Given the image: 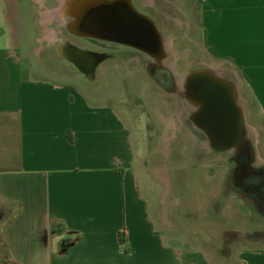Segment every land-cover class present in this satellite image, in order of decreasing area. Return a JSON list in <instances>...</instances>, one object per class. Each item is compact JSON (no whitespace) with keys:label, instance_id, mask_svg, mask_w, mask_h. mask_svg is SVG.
Instances as JSON below:
<instances>
[{"label":"crops","instance_id":"0c3cea01","mask_svg":"<svg viewBox=\"0 0 264 264\" xmlns=\"http://www.w3.org/2000/svg\"><path fill=\"white\" fill-rule=\"evenodd\" d=\"M48 1L0 0V264H220L198 242L162 236L116 108L63 80L59 59L39 58L44 48L31 53L33 65L15 42L28 38L29 23L41 25L37 40L53 41L46 24L80 36L70 25L89 0H55L50 9ZM32 6L41 12L35 19ZM136 8L155 24L186 26L206 67L230 73L264 121V0H136ZM66 48L97 59L66 45L61 55L81 71ZM255 207L245 230L262 234ZM242 246L238 263L264 264V240Z\"/></svg>","mask_w":264,"mask_h":264},{"label":"rangeland","instance_id":"374dc122","mask_svg":"<svg viewBox=\"0 0 264 264\" xmlns=\"http://www.w3.org/2000/svg\"><path fill=\"white\" fill-rule=\"evenodd\" d=\"M130 1L135 10L144 11L136 8V0ZM55 4L49 0L45 6L50 9ZM40 13L38 7H29L30 19ZM26 26L28 38L15 42L28 53L30 64L37 65L31 53L44 48L39 56L42 62L59 59L54 67L63 80L73 79L78 87L84 86L82 90L92 92L95 101L107 100L123 118L133 168L162 236L198 242L220 264H240L236 260L240 246L246 240H264V233L245 230L256 222L246 215L254 205L262 212L264 224V121L240 88L234 100L243 128L236 143L213 145L195 125L193 104L184 98L181 82L207 65L194 35L184 37L186 26L178 29L163 19L156 23L165 51L162 65L128 46L76 36L64 26L46 24L56 31L52 42L35 39L41 25ZM65 44L96 56L91 76L61 55ZM214 72L230 84L229 79L236 83L230 73Z\"/></svg>","mask_w":264,"mask_h":264},{"label":"water","instance_id":"95a60500","mask_svg":"<svg viewBox=\"0 0 264 264\" xmlns=\"http://www.w3.org/2000/svg\"><path fill=\"white\" fill-rule=\"evenodd\" d=\"M97 1L99 0H89L84 8L81 7L83 16L79 18L76 27L80 34L88 38L134 47L148 53L154 59L159 57L161 60L164 51L158 30L151 20L136 12L130 0H128L129 4L117 0H106L105 3H97ZM198 71L192 72L187 77L186 84L191 89V96L196 103L204 105L201 109L209 123L229 129L224 134L231 135L229 140L232 137L235 139L228 144L236 143L241 123L240 110L222 87L212 84L210 78L197 74ZM198 85L199 88L203 86L202 88L207 90L215 89L213 91L215 98L208 97L206 93L205 98L203 97V101L200 102L196 91ZM202 88L198 90L203 91ZM227 105L233 109L235 117L232 113L228 114L230 109Z\"/></svg>","mask_w":264,"mask_h":264},{"label":"bare ground","instance_id":"6f19581e","mask_svg":"<svg viewBox=\"0 0 264 264\" xmlns=\"http://www.w3.org/2000/svg\"><path fill=\"white\" fill-rule=\"evenodd\" d=\"M117 1H120L122 3L124 2L126 4H129L128 0L127 1L126 0H117ZM105 2H106V0H99V1H97V3H105ZM75 19H76V16H75ZM76 27H77V23L76 24L73 23L72 25H70L71 31L73 33L77 34V35H80V36H83L84 37V35L82 33L80 34V32L77 30ZM63 55L66 56V57H68V58H70L71 60L75 61L79 65V67L82 69V71H84L88 76H91L92 75V70H93V67L95 66V63H96V59L95 58H93L90 55L82 54V53L77 52L76 50L68 49V48H66L63 51ZM156 60L157 61H160V58L158 57ZM162 63H163V61H162ZM197 74H199L201 76H205V77L207 76L208 78H210L209 81L212 82V84L222 87L224 89V91L229 96H231L233 98V100H234V96L235 97L238 96L236 87H234V85L230 84L228 81H225L224 79H222L218 74H216L214 72V69L212 70L210 68H206V69L203 68V69H200ZM186 82H187V79L184 80L183 83L181 82V84H182L181 85V90L183 92V89H184V96L186 98L189 97V96L192 97L191 94L188 91L189 87L187 86ZM186 87H188V88H186ZM202 87L200 86V88H202ZM200 88H199V85L196 88L197 94L199 95V98H200V102L203 101V97L205 98L206 93H208L207 94L208 97H210V98L214 97L215 98V96L213 94L214 93L213 91H215V89L211 88V89H208L207 90L206 88H202L203 91H201V93H199V90L198 89H200ZM192 99H193V97H192ZM187 100L190 101L189 98H187ZM191 102L194 104L195 109H197L198 103L193 102V101H191ZM200 106H202V109L204 108V105H201L200 104ZM227 107H228V105H227ZM231 113L235 117V113H234L233 109H230V112L228 110V114H231ZM200 119H201L200 121L203 123L201 125V127H203L205 130H207L205 132H206V134H207V136H208L211 144L218 145V146L222 145L221 147H226V146L229 145L228 144L229 142H231V141H233L235 139V137H232L229 140V138L231 137V135L230 134H227V133L224 134L225 131H228L229 129H227L225 127H222V128L221 127H216L215 124L212 125L211 123H209L208 119L205 118V116L203 114V111H201V117H200ZM241 128H243V127L241 126ZM241 128L239 127V132L241 131ZM246 131L247 130H245V132ZM235 133H236V131H235ZM235 142H237V141L235 140ZM238 152H240V151H238Z\"/></svg>","mask_w":264,"mask_h":264},{"label":"flooded vegetation","instance_id":"af4514ba","mask_svg":"<svg viewBox=\"0 0 264 264\" xmlns=\"http://www.w3.org/2000/svg\"><path fill=\"white\" fill-rule=\"evenodd\" d=\"M136 12L137 13H139V14H141V15H143L142 13H140L137 9H136ZM143 16H145V15H143ZM145 17H147V16H145ZM149 20H151L152 21V19L151 18H149V17H147ZM153 22V21H152ZM153 24L155 25V27H156V24L153 22ZM156 29H157V27H156ZM158 30V29H157ZM159 32V31H158ZM159 34H160V32H159ZM83 37V36H82ZM160 39H161V42H162V38H161V34H160ZM114 43V42H113ZM116 44H118V43H116ZM120 45H123V44H120ZM123 46H127V45H123ZM128 47H130V46H128ZM130 48H133V49H135L136 51H138V52H141V53H143L144 55H146V56H148V57H151V58H153L152 56H150L148 53H146V52H144V51H142V50H140V49H137V48H134V47H130ZM164 56H165V52H164ZM157 58V57H156ZM154 59V58H153ZM160 62V63H159ZM158 63L160 64V65H162L163 63H162V61H159ZM188 91H189V93H190V91H191V89H188ZM183 93H184V89H183ZM199 93H201V91H199ZM186 98V97H185ZM187 98H189L190 99V101L189 102H191V101H193V102H195V100L194 99H192V97H187ZM186 98V99H187ZM200 101V100H199ZM191 104H193L192 102H191ZM202 106H200V104H198V107H197V109H195V106H194V104H193V112H192V121H194V123H195V125L197 126V127H199V128H202L204 131H207V130H205L203 127H201V125L203 124L200 120V117H201V111H202ZM228 108L229 109H232L230 106H228Z\"/></svg>","mask_w":264,"mask_h":264}]
</instances>
